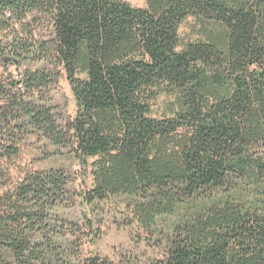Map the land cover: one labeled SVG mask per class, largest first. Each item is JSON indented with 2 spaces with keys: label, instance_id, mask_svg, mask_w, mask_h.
I'll return each instance as SVG.
<instances>
[{
  "label": "trees",
  "instance_id": "obj_1",
  "mask_svg": "<svg viewBox=\"0 0 264 264\" xmlns=\"http://www.w3.org/2000/svg\"><path fill=\"white\" fill-rule=\"evenodd\" d=\"M146 2L0 0V264H119L87 250L119 196L150 264H264V0ZM25 152L53 161L16 176Z\"/></svg>",
  "mask_w": 264,
  "mask_h": 264
},
{
  "label": "rangeland",
  "instance_id": "obj_2",
  "mask_svg": "<svg viewBox=\"0 0 264 264\" xmlns=\"http://www.w3.org/2000/svg\"><path fill=\"white\" fill-rule=\"evenodd\" d=\"M136 7H145L146 0H125ZM205 28L203 23L194 17H189L180 27V36L183 43L203 39ZM65 115L74 117L77 111L76 100L70 82L64 76L56 94ZM168 101L162 97L154 107V115L161 116ZM34 157L32 153L25 152L18 159L14 167L16 176L21 170L39 169L50 166L53 160L44 157ZM58 165H68L78 177L77 186L83 189L87 180L84 171L77 162H68L63 159L56 162ZM9 166V165H8ZM89 185V184H88ZM129 200L124 196L113 197L100 205L94 213L96 226L99 227V238L96 244L87 246L89 252H98L102 257H108L119 264H150L154 259L161 257L163 252V236L145 233L130 214ZM132 210V209H131ZM165 223V222H164ZM161 223L160 229L166 232V223Z\"/></svg>",
  "mask_w": 264,
  "mask_h": 264
}]
</instances>
